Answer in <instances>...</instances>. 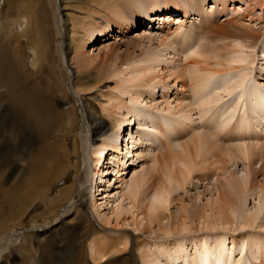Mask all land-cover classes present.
Returning <instances> with one entry per match:
<instances>
[{"label": "bare ground", "instance_id": "1", "mask_svg": "<svg viewBox=\"0 0 264 264\" xmlns=\"http://www.w3.org/2000/svg\"><path fill=\"white\" fill-rule=\"evenodd\" d=\"M147 1H152L151 8L145 7ZM216 1L223 3L227 0ZM241 1L248 6L247 15L253 13L256 6L262 8L264 5V0ZM197 2L198 0H166L164 3L156 2V0H89L90 5L95 8V12L93 11L94 13L85 19L83 18L82 24L75 22L76 25H72V18L69 13L65 12V6L56 10L55 19L59 25L58 32L63 38V41L60 42V50L72 55L67 65L72 68L73 64L77 68V74L70 80V84L77 87L78 91L81 90L79 86L81 79L89 75L87 68L90 67L88 64L91 60L86 59L88 55L85 53V49L96 40L94 37L96 31L103 29V34L107 35L118 29V32L125 34L134 26H143V24L153 23L154 20H163L162 16L166 18L169 14H177L182 10L185 15L191 11L195 12L198 17L194 20H199L198 24L193 22L189 27L181 24L172 34H168L167 31L166 35L163 33L159 36L143 31L142 39L151 42L159 41L160 44L158 43L159 46L150 51H143L142 59L132 61L127 65L128 69L123 73L130 72L132 67L134 70L130 75L131 78L124 77V80H120L123 84L121 91L118 90V87L114 88L122 95L118 97L113 93L115 96L109 98L111 101H109V108L102 106L103 113L107 112L112 124L108 123L103 114L99 113L101 106L92 101L93 99L79 98L82 105V122L88 126L89 130L86 136L80 137L81 142L78 133H76L77 119L72 108L58 111L59 113L56 114L59 125L65 127L66 130L65 134L59 136L60 146L57 147L55 141H50L51 128L47 122V115L41 105L37 101L35 102V99L38 98L36 88L42 84L33 79L35 76L29 75L30 68L31 71L36 68L35 65L33 67L28 62L27 50L29 47L26 45L24 49L22 44L14 58H10L5 54V50L0 49V119L6 117V120L3 119L6 127L2 126L0 122V258L12 251H15L16 258L20 255L24 257L29 251L30 244L27 243L28 236H25L22 245L16 246L19 236L23 235L22 232L25 231L21 227L29 220H33L32 226L36 225L35 222H38L36 215L43 209L42 207L47 206V209L50 207V211H52L53 206L56 205L57 198L55 194L51 193V190L59 177L54 180L51 176L52 169L56 171V175L60 174L61 183L64 182V178L68 176L69 172L74 177L70 183L63 184L62 197L59 199L67 201V203L63 206L60 215L52 218L53 224L49 226L63 223L64 218L73 214L85 215L80 207L84 203L85 196L90 198V206L97 210L103 221L110 220V216L101 214V204L97 203L98 191L104 187L106 166L109 162L107 160L110 159L114 162L116 174L119 177L123 174L121 170L131 164L123 143L119 141L124 140L123 137H119L122 134L119 131L128 125L125 122L135 123L137 120L136 130H131L128 125L124 131L129 135V139L134 140L135 134L138 133L140 141L141 135L147 136L150 144L157 143L159 139L162 141L163 138L167 140L168 144L167 146L162 141L163 146L169 147L164 152H154L148 160H152V163H148L143 169L134 171L130 178L122 182L120 200L114 205L113 213L117 221L132 211L135 229L150 230L149 240L139 245L142 246V249L140 262L139 260L138 262L140 264H171L173 258L179 259L177 255L183 254L180 260H185V264H257L259 259V264H264V242L255 241L253 236L245 235L243 239H239L241 241L232 236L230 238L231 246L227 243V236L231 230L236 232L254 226L264 228V201L258 200L257 203L252 204L251 208L246 207L249 191L259 189L258 197L261 198L264 195V180L259 182L257 179L259 172L264 170V84L259 85L255 78L253 79V67L257 58L262 57L264 63V32L246 26L242 22L245 15L216 25L213 18L215 11L202 9L203 2L206 1L203 0L200 5H197ZM125 8L132 9L130 15L122 13ZM1 9L2 6L0 11ZM193 12H191L192 18H194ZM164 22L165 20L162 23ZM184 27H187V30L179 32L180 28ZM261 39L262 41H260ZM177 42L180 44L178 48L175 47ZM110 48L109 54L111 55L116 47ZM180 50L183 54L184 51H190L191 56L200 57L203 62H207L208 66L201 68L199 73L201 70L203 72L200 76L196 75L197 77L192 68H187V73L192 76L191 82L194 83L192 89L199 97L196 111L201 115H206L210 111L212 113L213 105L218 103V109L213 110L215 112H213L214 117L212 116L213 124L217 126V122L218 129L221 130L232 124V128L227 130L225 135L233 137L237 134L239 136H236L234 140L229 139V142H232L230 145H221L220 142H215L216 132L209 133L204 128L205 126L203 128L206 131L203 128V131H196L191 139L187 138L177 142L173 140L172 138L176 136L182 137L183 131L188 130L183 127L187 121L185 119L189 118V113L191 114V107L188 104H178L176 112L172 111L170 104L166 105L165 111L156 109L157 111L153 112L155 109L142 108L147 106H141V97L145 93L144 88L170 89L162 81L156 82L158 74L154 76L152 70L163 57L168 55L166 59L173 58L175 57L174 53L178 54ZM96 55V57L101 56V51ZM198 63L203 65L199 60H193L188 65L195 66ZM262 66L264 67V64ZM181 76L183 75L180 74L177 77ZM136 82L138 86L132 93V85L129 83ZM29 83L33 84L34 90L29 89L31 88ZM209 84H212L213 91L208 96L206 87ZM126 94L129 95L130 101ZM152 94H148V97L154 99V94ZM224 96L228 98L225 97V99ZM222 100H226V103H223ZM156 118L160 120L158 121ZM148 121L152 125L148 126L149 131L145 133L140 128L144 129L143 126ZM22 127H25L26 134L29 133L28 128L35 129V132L39 133L40 138L44 139L39 147H34V142L29 141L28 136L30 135L26 136ZM148 128L145 129L148 130ZM18 130L21 133H19V141L13 142L9 139L11 138L9 133L16 135ZM69 138H71L72 144L69 142ZM253 139L257 141H248H253ZM173 141L175 142L173 143ZM140 143L143 145L144 141L142 140ZM144 152L145 148L137 149L139 156ZM72 156L76 157L75 162L67 161L69 164L65 163ZM238 159L248 166L246 177L239 178L233 171L229 172L230 161L236 162ZM256 159L262 163L259 169L254 167ZM18 162L26 163L27 167L20 168ZM93 163L96 167H93ZM81 166L84 168L78 184L77 177ZM212 168L224 175V179L218 178L219 184H215L213 187L218 192L214 203L208 201L202 206L193 205L191 209L184 205L180 206L179 217L172 220L167 219L165 212L175 201L174 193L178 189H185L187 185L193 184L192 179L195 175L200 180L209 178V171ZM20 169H22L21 173ZM97 175L101 177L97 179ZM94 182H96L95 186ZM122 197H126L124 199H128L131 206L121 207ZM79 219L74 217V220ZM165 219L168 221L163 223L166 221ZM84 221L85 219L82 220V222ZM86 221L87 227H95L96 222L91 218ZM158 230L164 235L153 237L152 235ZM40 231L42 233H38L36 236L44 233L42 228ZM180 237L181 239L177 243L174 241L170 246L169 240ZM125 239L93 238L88 246L90 260L96 264H103L102 262L107 259L110 260L108 264H137V255L134 251L126 254L129 248ZM126 240L128 241V239ZM156 241H163L166 245H160ZM167 242L169 243L167 244ZM188 242L190 245L192 244L190 255L186 250ZM177 244L178 246L174 250L175 256L172 247ZM247 247L254 256L253 260L244 254ZM54 250L47 251L45 260L42 263L38 260L36 264H56L58 259H53ZM64 253L60 260L61 263L67 264L70 261L72 264L83 263L84 247L82 243H75L71 249ZM31 260L34 263L35 259ZM254 260L257 262H253Z\"/></svg>", "mask_w": 264, "mask_h": 264}, {"label": "rangeland", "instance_id": "2", "mask_svg": "<svg viewBox=\"0 0 264 264\" xmlns=\"http://www.w3.org/2000/svg\"><path fill=\"white\" fill-rule=\"evenodd\" d=\"M3 1L4 0H0V7L2 6V9L0 11V49L5 50V54H7L10 58H14L16 57L18 48L22 44H23L22 46L24 47V49L26 45L29 47V48L27 47L28 48L27 50L28 62L31 63V66L33 67L34 65L36 66L34 71H31V68H30L29 75L31 74L30 75L31 77L35 76L33 77V79L39 81V83L42 84V86H39L36 88V93H37L38 98L35 99V102L37 101V103L41 105V108L44 109L45 114L47 115V120H48L47 122L51 128L50 141L51 142L55 141V143H57V147L60 146L59 136L66 133L65 127H63L62 125H59V122H58L59 119L56 117V114L59 113L60 111H66L69 108H72V110H74L76 114V119H77L76 133H78L80 142H81L80 137L86 136L87 133L89 132L88 126L84 125L82 122V110H81L82 105H81V102L79 101L80 100L79 98L83 97V98L93 99L92 101H94L98 106H101L99 107V113L103 114V117L106 119V121L112 124V120L107 114V112L103 113L102 106L109 108V105L111 102L109 98L111 99L115 95L118 97L122 95L119 92L121 91V88L123 87V84L120 82V80H124L123 79L124 77L131 78L130 75L132 74L134 70L131 67L130 72L123 73L124 71L128 69L127 65L132 61L142 59L143 51L144 52L150 51L154 49V47L159 46L160 44L159 41L154 40L151 42V41H147L146 39H142L141 38L142 34H144L145 32H151L156 35L158 34L159 36H161V34L163 33L164 35H166L167 33L172 34L181 24H185L187 25V27H189L191 23L193 22L196 24L199 23V20L198 21L194 20L196 17H198V15H196L195 12L191 11L194 13L193 14L194 18H192L191 12L185 15L184 10H182L183 12L180 11L177 14H171V15L169 14L170 15V16L168 15L169 18L168 16L166 18L165 16H162V18H164L163 20H165L164 23H162L163 20H154V22L150 24H146V25L143 24V26L141 25L134 26L128 32H125V34H121L120 32H118L117 31L118 29L114 30V32H110L107 35L103 34L104 33L103 29L100 31L99 30L96 31L94 33V37L96 40L89 45L90 47H87L85 49V53L88 55V57L87 58L85 57V58L86 59L89 58L88 61L91 60V62H89L88 64V67L89 66L90 67L87 68L89 75H87L86 78L81 79V84L79 85L81 90L78 91L77 87H75L74 85L72 86L70 84V80L73 79L74 76H76L77 74V68L73 64H72V68H70L67 65L69 63L68 60L70 59L72 55H70V53L68 54L65 53L63 50L62 51L60 50V42L63 41V38L58 32L59 25L58 23H56L55 12L58 8H63L65 6L66 7L65 12L69 13L72 18L71 19L72 25L73 24L76 25V23L82 24L83 22L81 21H84L85 17L92 15V13L95 12V8L90 5L89 0H56V1L55 0H6L4 4H3ZM202 1L203 0H198L197 5H200ZM204 1L206 2H203L204 4L202 5V9H205L206 11H211V12L215 11L213 13V18H214V23L216 25L222 24L223 22H226L231 19H236V17H239L241 15H245L242 18V22H244L246 26H249L253 29L264 32V5L262 6V8L259 6H256L255 11L251 13L250 15H247L248 6L245 2L241 0H227L226 2H223L224 6H223V3H217L216 0H204ZM156 2L164 3L166 2V0H156ZM151 3L152 1H147V5H145V7L151 8ZM131 12H132V9L130 8H125L122 11V13L126 15L127 14L130 15ZM94 16L96 15L94 14ZM163 25L164 27H162ZM187 27L180 28L179 32L186 31ZM260 41H262V39ZM127 42H130L131 44L128 43L130 45L127 46L128 45ZM110 47H116L115 49H113V52L111 53V55L109 54L110 53L109 49H111ZM175 47L177 48L180 47L179 42L176 43ZM99 51H101L102 55L99 57H96L97 56L96 54ZM184 52L186 54L185 53L183 54V52L180 50L178 54L174 53L175 57L169 58V59H166L168 57V55L166 54L167 56L163 57L160 63L156 64L154 66V69L152 70L154 76L158 74L156 82L162 81V83H164L165 86H169L170 89L165 90L161 87L160 88L158 87L152 90V88H144L145 93L141 97L142 105L140 103L139 104L141 106L147 105L145 106V108L142 107L143 109H149V108L155 109L153 112H156L157 111L156 109H160V110L164 109L167 104H170L172 111L176 112L179 107L178 104H182V105L184 103L188 104L191 107V110H190L191 114L189 113V116H188L189 118L185 119L187 121H185V124L183 126L187 128L188 130L183 131L182 137L174 136L175 138H172L173 140L177 142L180 140H186L187 138L191 139V137L194 136L196 131L198 130L203 131L206 129L209 131V133L216 132L215 134H217V136L214 137L215 142L218 141L221 143V145L222 144L230 145L232 142H229V141L231 139L234 140V138L238 136L237 134L234 135L233 137L225 135L227 130L229 131L232 128V124L224 128V130L218 129L217 122H216L217 126L213 124L214 120H212V118L214 117L213 116L215 113L214 111L216 110V108L218 109L219 104L216 103L213 105L214 106L212 109V113L214 112L213 114L210 111V113H207L208 115L207 114L201 115L196 111L198 109V104H199L198 98L199 97L196 96V93L192 89L193 87L192 84H194L193 82H191L192 76L187 72H188V69L192 68L195 71L194 73L195 76L196 75L200 76V74L203 72L201 70V73H199L200 69L207 67L208 64L205 61L203 62V59L200 57L191 56L189 54L190 51H184ZM185 55H186V58H185ZM258 55L262 56L260 53H258ZM94 57L96 58L94 61H92ZM193 60H199L201 61V63H203V65L198 63L195 66H189L188 63H191ZM123 63L125 64L122 65ZM114 64L115 66H113ZM262 64H264L262 57L261 58L258 57L257 62L253 67L254 68L253 79L255 78L256 82L259 85L264 84V67L262 66ZM181 70L182 71L184 70V71L182 72ZM174 71L177 72V73L175 72L176 75ZM180 74H182L183 76L178 78L177 76ZM30 83L29 85L31 88L29 89L34 90L32 88L33 84L31 85ZM129 84L132 85L131 92L132 93L135 92V89L137 88L138 83L136 82V83H129ZM211 85L212 84H209L206 87L208 96L213 91ZM117 87L119 91L114 89ZM152 93L154 94V99H152L151 97L150 98L148 97L149 96L148 94H152ZM126 97L128 98V101H130V97L128 94H126ZM225 97L228 98L227 96H224V98ZM222 102L226 103V100H222ZM129 105L131 106L132 104L130 103ZM198 115H200L201 117L200 116L198 117ZM5 118L6 117H3L0 119L2 126L3 125L5 126L3 122V119L6 120ZM156 119L158 121L160 120L159 118H156ZM156 119H154L155 122H157ZM125 123L131 127L130 128L131 130L132 129L136 130L138 127L137 120L135 123L134 122L133 123L125 122ZM128 125H125L123 129L119 131L120 133H122L121 136L119 135V137H123L124 139L123 141L121 140L119 141L123 143V146L125 147L124 150L127 154V158L131 160V164H129V167H126V169H124L123 166L121 165V168H123L121 170V173L123 174L121 177H119L116 174L117 173L116 165L114 164L113 161H110L109 156H108L109 160L107 161L109 162L106 166V175L104 177L105 181L103 184L104 187H102V190L100 189L101 191L100 190L98 191L99 193L97 195L98 196L97 203L99 202L101 204V207H100L101 214L103 213L105 214V216L106 215L110 216V220L103 221L99 217L97 210H94L90 206V198L85 196L84 203L81 204L80 206L81 210L83 211V213H85V215L73 214L66 219L64 218L63 223H59L56 226L55 225L49 226L53 224L52 220L54 219L55 216L60 215L63 206L67 203V201H62L59 199L60 197H62L61 191H62L63 184L70 183L71 179L74 177V175L71 172H69L68 176L64 178V182L61 183L60 174L56 175V171L52 169L51 176L54 178V180L55 178L59 177L55 182L56 184L54 185V188L51 190V193L56 195V196L54 195L57 198L56 199L57 201L55 203L56 205L53 206L52 211H50V207H48L49 209H47L46 208L47 206L46 207L43 206L42 207L43 209L37 215L35 214L38 217V219L36 218V220H38V222H35L36 225L32 226L33 220H29L21 227L22 230L23 231L25 230V231L22 232L23 235L19 236V241H17L16 246L18 245L21 246L22 245L21 243L25 241V236H28L27 243L30 244V247L28 248L29 251L27 252V254L24 257L23 255H20L16 258L14 256L15 251H12L11 253H7L6 256L4 255L3 258H0V264H36L38 260H40V262L42 263L47 257L46 255L47 251H53L56 248L57 249L54 250L55 253L52 254L53 259L54 258L58 259L56 261V264L57 262L58 264H63L61 263L62 261L60 260H62L63 258L62 256H64L65 254L64 252L71 249L75 243L83 244L84 258L82 259L83 261L82 264H96L93 260H90L89 258V254H88L89 247L88 246H89L90 241L93 240V238L95 239L99 237L108 238L110 240H113L115 238L128 239V241L125 239V241L127 242L128 248H129V251L126 254H129L130 252L134 251L135 254L137 255V264H140L139 262H140V254H141L142 246H139V245L149 240L148 234L150 233V230H144V229L136 230L135 229V226L133 225L134 218H133L132 211L126 213L119 219V221H117L113 213V209H114V205L118 203V201L120 200V194L122 192V185H121L122 182L130 178V176L133 174L134 171L143 169L145 166L148 165V163H152V160L151 161H148V160L154 152L161 153V152L166 151V149H168L169 147H167L168 146L167 140L163 138H162V141L165 142L167 146H163L162 141L160 139L157 141V143L150 144L148 143L147 136L141 135V141L142 140L144 141L142 145V143H140L141 142L140 136H137L138 133L135 134L134 140L132 138L129 139V135H127L126 132L124 133ZM151 125L152 123L150 124L148 121L146 122V125L143 126L144 129L142 128L140 129L141 131L144 130V132L146 133L149 131L148 126H151ZM19 126L18 128L20 129ZM213 127L216 128L215 131ZM23 128H24L25 135L26 136L30 135L28 136L30 139L29 141L34 142L33 143L34 147H39L42 141L44 140L40 138L39 133L35 132V129L31 130L28 128L29 133L26 134L25 127H22V129ZM145 128H148V130ZM218 130H220L221 132ZM19 133H20L19 130L18 132H16L17 136L14 135L13 133H9L11 137L9 139L12 140L13 142H16L17 140L19 141V137H20ZM175 141H173V143ZM248 141L254 142L257 140L253 139V141L252 140H248ZM69 142H71L72 144L71 138H69ZM146 143L148 144L146 145ZM127 145L129 149L127 148ZM139 147L140 149L142 148V150L145 148V152L141 156L137 154V149ZM75 158L76 157L72 156L70 160H66L65 163L67 164L74 163ZM13 159L15 160L16 156L13 157ZM67 161H69V163ZM230 162L231 163H229L230 164L229 172L233 171L236 174V176L239 178L247 176L248 166L245 162L239 159L236 162L234 161H230ZM18 163H19L20 168L27 167L26 163H23V162H18ZM261 164L262 163H260V160L256 159L254 167L259 169ZM93 167H96V165L94 164ZM83 168L84 167L81 166L79 173H78V177H77L78 184L82 176ZM212 169H210L209 171V178L205 180H200L195 175V177L192 179L193 184L187 185L185 189H178L176 193H174L173 199H175V201H173L169 210L165 212L167 219L169 218L170 220H172V219H176L177 217H179L180 214L178 213H179L180 206L184 205V206H187L189 209H191L193 205L202 206L206 204L208 201L211 203H214V200L216 199L218 192L215 191L213 187L215 184H219L220 178L224 179V175H222L221 173L219 174L217 171H215V169L213 170ZM21 170L22 169H20V173H21ZM263 172L264 170L259 172V176L257 178L259 182H262L264 180ZM99 177L101 176L97 175L96 178L98 179ZM123 177L124 179L122 180ZM95 183L96 182H94V186H95ZM259 194H260L259 189H257L256 191L255 190L249 191V194L247 195V200H246L247 201L246 207L251 208L252 204L257 203L258 200L264 201V195L261 198H259L258 197ZM124 198L122 197L121 199V202H120L121 207L131 206L130 201ZM75 216L80 219L74 220ZM87 217L91 218L93 221L96 222L95 227L93 228L87 227L86 225L87 224L86 219H88ZM84 219L85 221L82 222V220ZM167 219H165L166 221H164L163 223L167 222L168 221ZM83 225H84V229H83ZM40 227L42 228V231L44 233L41 234L40 236H36L38 233L39 234L42 233L40 231L41 229ZM228 234L229 235L227 236L228 237L227 243L230 246H231L230 243L232 242L230 238L232 236H235L238 241H241L239 239H243L245 235H247V237H250L251 235L254 237L255 241L264 242V228L259 227V226H256V227L254 226L253 228L240 229L236 232H233L231 230ZM31 235H34V236L29 237ZM158 235L160 237V235L163 236L164 234L160 230H158L152 236L157 238L156 236ZM179 239H181V237L176 238L174 240H169L170 246H172L174 241L177 243ZM156 242L160 243V245L165 244V242L163 241H156ZM169 242H167V244ZM186 245L188 246L186 249L187 254L190 255L191 254L190 251H192L191 250L192 244L190 245L188 242L186 243ZM177 246L178 244L172 247V252L174 253L175 256L176 254L174 250L177 248ZM248 249L249 248L247 247V251H245L246 253L244 254L250 260H253L254 256L250 253ZM182 255L183 254L177 255L179 259L173 258V262L171 264H185L186 263L185 260L184 261L180 260L182 259L181 258ZM32 258L35 259L34 263L31 260ZM109 262L110 260L107 259V260H104L102 263L108 264ZM253 262H257V261L254 260ZM259 263H260V259H259V262H257V264ZM67 264H72V262L70 261V263H67Z\"/></svg>", "mask_w": 264, "mask_h": 264}]
</instances>
